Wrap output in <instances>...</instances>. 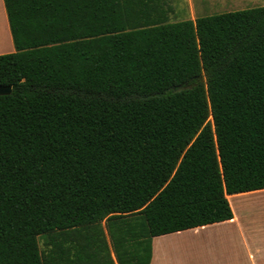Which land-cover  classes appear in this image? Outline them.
Returning a JSON list of instances; mask_svg holds the SVG:
<instances>
[{
	"label": "trees",
	"instance_id": "1",
	"mask_svg": "<svg viewBox=\"0 0 264 264\" xmlns=\"http://www.w3.org/2000/svg\"><path fill=\"white\" fill-rule=\"evenodd\" d=\"M3 1L0 264H150L264 188V5Z\"/></svg>",
	"mask_w": 264,
	"mask_h": 264
},
{
	"label": "crops",
	"instance_id": "2",
	"mask_svg": "<svg viewBox=\"0 0 264 264\" xmlns=\"http://www.w3.org/2000/svg\"><path fill=\"white\" fill-rule=\"evenodd\" d=\"M190 3L194 16L196 6L193 0ZM3 5L0 0V9ZM6 27L7 52H12L15 47L8 20ZM227 198L232 218L173 232H192L186 236L168 233L153 237L150 264H188L180 257L185 254L191 255L192 264H264V188L227 194ZM213 243L223 249L221 255L216 256Z\"/></svg>",
	"mask_w": 264,
	"mask_h": 264
},
{
	"label": "rangeland",
	"instance_id": "3",
	"mask_svg": "<svg viewBox=\"0 0 264 264\" xmlns=\"http://www.w3.org/2000/svg\"><path fill=\"white\" fill-rule=\"evenodd\" d=\"M170 6L172 7V11L170 12L171 21L181 20V19H195L197 16L203 15H213L222 12L228 11H236L240 9H246L256 6L264 5V0H203L202 6L200 5L201 0H193V3L196 6L194 16L190 12L191 8V0H167ZM4 6V5H3ZM0 54L6 53L7 49H9V40L7 34L6 22L8 20L7 13L5 7L1 6L0 9ZM9 23V22H8ZM10 28V27H9ZM6 51V52H5ZM192 232L184 231L182 233H169L179 234V236H186L191 234ZM166 236V235H165ZM164 237V236H161ZM40 244L43 247V238H40ZM214 251L216 252V256L221 255V248L218 244L216 246L213 243ZM111 255H114V251L110 250ZM181 259L187 261L188 264H192V257L190 254L180 255Z\"/></svg>",
	"mask_w": 264,
	"mask_h": 264
},
{
	"label": "water",
	"instance_id": "4",
	"mask_svg": "<svg viewBox=\"0 0 264 264\" xmlns=\"http://www.w3.org/2000/svg\"><path fill=\"white\" fill-rule=\"evenodd\" d=\"M11 90V86H0V94H9Z\"/></svg>",
	"mask_w": 264,
	"mask_h": 264
},
{
	"label": "bare ground",
	"instance_id": "5",
	"mask_svg": "<svg viewBox=\"0 0 264 264\" xmlns=\"http://www.w3.org/2000/svg\"><path fill=\"white\" fill-rule=\"evenodd\" d=\"M1 17V16H0Z\"/></svg>",
	"mask_w": 264,
	"mask_h": 264
}]
</instances>
